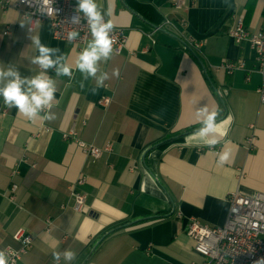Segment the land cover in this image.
<instances>
[{"label":"crops","instance_id":"0c3cea01","mask_svg":"<svg viewBox=\"0 0 264 264\" xmlns=\"http://www.w3.org/2000/svg\"><path fill=\"white\" fill-rule=\"evenodd\" d=\"M130 2L151 6L152 24ZM96 3L102 12L111 8L105 19L128 36L120 53L99 62L97 75L109 76L99 88L95 78L84 80L75 68L89 40L57 39L50 21L30 30L17 9H0V68L13 65L29 77L44 71L31 63L38 55L33 35L65 54L74 77L47 70L56 83L54 120L30 121L0 97V106L8 109L0 116V251L17 247L15 234L23 229L34 242L19 264H192L200 256L187 234L190 219L221 226L230 193L264 192V103L258 92L263 77L254 47L229 35L240 16L250 34L258 32L264 0H185L179 11L172 0ZM192 40L201 43L197 52L205 66L190 51ZM239 59L246 66L232 75L215 70L223 61ZM114 69L119 77L112 75ZM105 95L112 97L107 108L99 104ZM204 106L221 117L214 147L196 131L145 156L166 137L200 125L196 110ZM72 128L78 139L99 147L112 143L113 150L91 160L75 139L64 137ZM252 135L255 147L249 150ZM223 153L228 161L221 165ZM82 176L86 183L78 190L88 195L87 211L63 209L71 185ZM166 213L171 216L150 218ZM65 250L76 258L66 261ZM53 252L61 253L59 261Z\"/></svg>","mask_w":264,"mask_h":264},{"label":"built area","instance_id":"2783aa9c","mask_svg":"<svg viewBox=\"0 0 264 264\" xmlns=\"http://www.w3.org/2000/svg\"><path fill=\"white\" fill-rule=\"evenodd\" d=\"M185 0H172L175 11L184 8ZM77 0H0V9L7 11L10 8L17 9L21 17L29 21V29L34 30L44 21H50L54 35L57 39L68 41L70 31H78L79 36L73 40L78 44H84L91 39L87 21L80 13L79 25L70 23ZM106 20V19H105ZM107 21V20H106ZM166 20V23H169ZM165 25L161 24L158 29ZM230 37L237 43L249 42L256 51L258 70L263 81L258 88L261 101L264 103V18L261 29L250 34L245 26L242 16L236 17L234 26L229 31ZM110 37L113 40V52L120 53L125 47L128 36L125 29L113 27ZM190 47L199 51L201 43L190 41ZM244 60H226L218 65L215 70L223 71L232 75L235 71L245 68ZM107 86V85H106ZM112 103L111 96H103L99 101L100 106L107 108ZM8 109L0 106V116L5 115ZM254 127V125H252ZM77 132L72 128L64 134L65 138H73L77 141L84 153L93 161L101 158L104 152L113 150L112 143L99 147L77 138ZM256 136L247 139V147L252 150L255 147ZM240 176H245L240 169ZM86 183L85 177H80L75 184L71 185V196L68 202L62 204V208L72 207L78 212H86L88 209V195L78 190L79 186ZM17 185L13 184L11 191L15 192ZM14 198V195H11ZM228 200L230 209L225 223L221 226H211L201 222L197 218H191L188 224L187 234L194 241V250L200 256L199 261L192 264H264V192L257 191L245 194L239 191L230 193ZM46 231L50 232L53 220H46ZM19 242L17 247L9 246L4 252L9 258V264H19L24 255L33 246L34 236L23 229L15 234Z\"/></svg>","mask_w":264,"mask_h":264},{"label":"clouds","instance_id":"9594fccd","mask_svg":"<svg viewBox=\"0 0 264 264\" xmlns=\"http://www.w3.org/2000/svg\"><path fill=\"white\" fill-rule=\"evenodd\" d=\"M75 12L77 14L71 17L70 23L79 25L81 22L79 14L83 13L91 34V39L75 61V68L83 75L84 80L93 77L96 79V87H102L109 76L105 72L97 75L100 71L99 62H107L113 54V40L110 33L114 26L110 20H105V16L111 15V8L102 12L96 0H77ZM78 36L79 32L73 30L68 32L67 38L71 42ZM30 39L38 51V55L31 59V63L38 65L44 71L29 77L22 76L13 65L0 68V97L3 98L7 107L16 108L18 114L30 121H35L37 118L54 120L55 113L51 112V109L54 106L52 102L55 99L56 83L47 75V70L53 69L56 76H66L72 80L74 78L73 69L66 63V56L58 47L43 44L38 36L31 35ZM112 75L119 77V69H114ZM80 88L84 89L82 81ZM92 92L94 93L95 89H92ZM42 112L43 116L40 115ZM217 116L218 112L210 111L207 106L196 110V119L202 125L196 134L209 148L219 142L216 136ZM227 161L228 153L219 156V164L223 165ZM52 255L55 260L59 261L61 253L53 252ZM63 258L71 262L76 258V254L71 250H65ZM0 264H9V258L4 251H0Z\"/></svg>","mask_w":264,"mask_h":264},{"label":"trees","instance_id":"16d2710c","mask_svg":"<svg viewBox=\"0 0 264 264\" xmlns=\"http://www.w3.org/2000/svg\"><path fill=\"white\" fill-rule=\"evenodd\" d=\"M130 5V8L140 17H142L146 22L152 24V14L154 13V11L152 10V7L150 5H145V4H141V3H138V2H130L129 3ZM155 27L158 26V24H153ZM170 33H172L171 31H168ZM174 34V33H172ZM190 51L194 54V56L201 62V64L203 66L204 65V62L202 60V58L200 57V55L198 54L197 51L193 50L190 46H188ZM207 73V72H206ZM207 76L208 78L211 80V77L209 76V74L207 73ZM221 119V117H217V122ZM202 125H197L193 128H190L182 133H178V134H173V135H170L168 137H166L163 141L149 147L146 151H145V156H147L152 150L156 149V148H166L168 147L169 145H171L172 143L174 142H178V141H182V139L192 133V132H196L198 131V129L201 127ZM171 214L170 213H166V214H159V215H154L152 217H150L151 219H155V218H168L170 217ZM121 227V226H119ZM119 227H116V228H113L111 230H109L105 235L104 237H102V239H105L107 236H109L112 232L115 231V229L119 228Z\"/></svg>","mask_w":264,"mask_h":264}]
</instances>
